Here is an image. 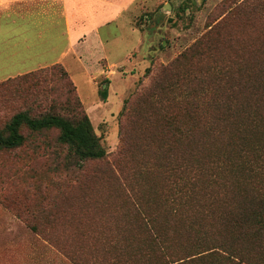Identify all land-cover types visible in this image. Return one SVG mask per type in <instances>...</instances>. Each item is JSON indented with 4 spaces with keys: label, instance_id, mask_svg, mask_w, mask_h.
<instances>
[{
    "label": "rangeland",
    "instance_id": "1",
    "mask_svg": "<svg viewBox=\"0 0 264 264\" xmlns=\"http://www.w3.org/2000/svg\"><path fill=\"white\" fill-rule=\"evenodd\" d=\"M102 1L78 42L67 44L58 29L0 33V84L59 62L107 152L102 160L81 161L59 141V130L27 128L22 147L0 150V264H74L64 244L73 249L83 233L88 245L91 233L103 237L131 211L129 201L137 204L138 188L153 198L163 192L174 157L185 164L183 156L214 155L216 123L204 112L213 101L203 106V93L219 85L243 89L251 70L264 68V0ZM64 95L47 97L65 102ZM31 106L32 98L0 102V128ZM57 114L81 117L72 104ZM184 124L210 128L199 151H181L176 130Z\"/></svg>",
    "mask_w": 264,
    "mask_h": 264
},
{
    "label": "trees",
    "instance_id": "2",
    "mask_svg": "<svg viewBox=\"0 0 264 264\" xmlns=\"http://www.w3.org/2000/svg\"><path fill=\"white\" fill-rule=\"evenodd\" d=\"M199 55L196 50L194 56ZM217 81H223L221 75ZM57 92L65 93V102H49L47 96ZM77 92L62 64L1 83L4 106L26 104L31 98L32 106L0 128V150L22 147L24 128L31 132L56 129L59 141L79 160L105 158L107 152ZM204 95L203 106L205 99L213 101L204 112L211 111L216 123L214 155L208 161L194 160V153L192 159L183 156L185 164L174 157L167 169L166 188L155 196L164 204L138 188L137 204L129 201L131 211L103 237L91 233L94 242L88 245L83 233L73 249L64 244V254L74 264H264V68L252 69L243 89L219 85ZM71 104L80 111L78 120L57 114ZM206 125L200 129L184 124L185 128L176 130L184 146L181 151L202 148L200 139L210 132ZM161 207L163 216L157 212Z\"/></svg>",
    "mask_w": 264,
    "mask_h": 264
},
{
    "label": "crops",
    "instance_id": "3",
    "mask_svg": "<svg viewBox=\"0 0 264 264\" xmlns=\"http://www.w3.org/2000/svg\"><path fill=\"white\" fill-rule=\"evenodd\" d=\"M95 1L98 0H0V33L4 29H21L25 31L21 35L26 36L28 30L35 28L42 31L58 29L59 34L61 32L62 36L67 37V44L73 40L78 42L85 36V29L96 16L92 7L104 2L93 3ZM100 26H95L98 42H102V36L98 33ZM49 64L45 65L52 66L59 62Z\"/></svg>",
    "mask_w": 264,
    "mask_h": 264
}]
</instances>
